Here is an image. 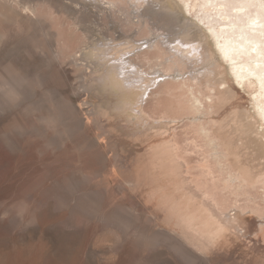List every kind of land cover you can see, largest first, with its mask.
Wrapping results in <instances>:
<instances>
[{
    "label": "rangeland",
    "instance_id": "1",
    "mask_svg": "<svg viewBox=\"0 0 264 264\" xmlns=\"http://www.w3.org/2000/svg\"><path fill=\"white\" fill-rule=\"evenodd\" d=\"M29 1L0 0L2 10L11 8L8 19L0 18V77L7 76L14 61L28 79L24 87L20 84L22 101L0 110V264H264V182L249 179L245 184L221 170L224 165L238 170L242 164L254 172L260 169L254 155L264 150L262 136L255 132L250 153L244 149L242 155L239 149L242 156L233 152L239 142L230 144L232 152L219 166L220 156L214 155L206 133L226 136L224 122L233 113L252 122L256 85L247 80L244 88L238 86L227 71L210 83L201 76L206 72L201 61L167 70L155 58L159 49H150L158 40L165 49L172 47L168 39L175 44L183 39L190 45L201 41L197 49L207 54L205 25L178 0H148L142 6L132 0H117L114 6L104 0H32L37 15L23 6ZM47 31L54 33L52 39ZM84 44L86 49L78 51ZM115 45L133 46L126 55L133 62L129 75L117 69ZM52 49L66 54L49 68L46 55ZM193 75L201 77L193 80ZM164 80L173 83L158 87ZM146 88L147 97L154 93L142 102ZM124 89L132 91L130 98ZM194 95L202 98V114L196 118L191 110L171 105ZM67 102L81 106L88 129L81 132L89 139L61 117ZM157 142L171 158L177 154L171 164L186 161L192 178L206 181L231 206L240 224L235 233L227 232L235 239L232 246L200 251L164 220L143 176ZM103 152H108L106 160ZM206 166L212 168L210 174ZM100 206L110 214L108 221L98 218ZM151 220L178 245L146 248L124 225L148 229Z\"/></svg>",
    "mask_w": 264,
    "mask_h": 264
},
{
    "label": "bare ground",
    "instance_id": "2",
    "mask_svg": "<svg viewBox=\"0 0 264 264\" xmlns=\"http://www.w3.org/2000/svg\"><path fill=\"white\" fill-rule=\"evenodd\" d=\"M104 1L107 5H118L117 0ZM132 1L137 2L139 6H142L148 0ZM178 1L180 2V4H182V7L184 10H186L187 14H193L198 22H201L205 25L206 36L207 38H210V42L208 43L209 48L207 47V54H204L203 51H199V49H197L200 47V44H202L201 41L198 42V45H194V43L190 45L189 43H186V40L182 41L183 39L177 42L178 44L174 43L176 41H171L168 39L170 45L172 44V47H167L164 49L161 43L162 40H158L157 42H155V44H150V49L152 47H154V49L156 48L157 50L159 49L155 58L160 59L161 64L163 65L164 63H166L167 67H165V69L171 70L174 67H180V64L186 65L188 63L193 64L199 63L201 61L206 65V72H203L201 76L209 80L210 83L216 81L217 77L215 75H219L224 71H227L230 75V78L238 86H242L244 88L247 80L248 82L252 81V83L256 85V90H254V94H252V101L250 105V108L252 109V122L245 123L246 121H243L242 117H240L238 113L232 114L231 112L230 114H232V116L227 119V122H224L227 126L226 136L218 135V137L213 136L212 138L209 131H206L208 139L214 142L213 151L216 153L214 155L220 156L217 163L219 164V166H223V158L225 160L227 158V154L232 152V149H230L229 147L230 144H234L235 146L236 141L237 143L239 142V146H237L233 150V152L236 153V157L237 154L242 156L245 155V153H250L249 143L252 142V135L255 132L258 138L262 136L263 139L261 138V142L264 144V0ZM31 2L32 0L25 3L23 6L25 7V9L33 13V15H37V5H35V3L32 4ZM2 6L0 8V18L6 17L8 19V12L11 8L5 5L6 10H2ZM46 36H50L49 38L52 39L54 33L47 31ZM193 40L196 41L197 39ZM204 42H208V40H204ZM84 49H86L85 44L81 46L78 51L83 52ZM132 49L133 46L126 48L122 45L114 46L117 69H119L121 73H124L125 75H129V73H131L128 65L131 64L130 61L132 62V59L126 58V55L131 53L133 51ZM63 52L64 51H62L61 53L65 55L66 53ZM61 53L59 54L58 51L56 52L54 51V49H52L46 55V58L49 60L47 67L53 68V66L58 63L57 59L59 58ZM184 57H186V60L184 59ZM13 63H11L10 65L11 69L8 70L9 75L7 73V76L3 75L2 77H0V89L2 90V96L4 99V102L0 104V110H2L7 103L11 105L20 103L25 92L22 90L24 88H21L20 84H22L23 87L25 86L24 83L28 80L27 76L25 75L26 73L21 67L15 68ZM14 72L18 74V77L13 74ZM201 76L193 75V80L199 79ZM220 76L222 77L224 76V74H221ZM220 79L222 82H226L224 78ZM162 83L171 84L173 83V80H164V82L161 81L159 82L158 87L161 86ZM153 84H156V82H153ZM146 90L143 91L144 93L142 95V102L147 101L149 99L148 97L152 93H154V90H152L147 97L146 94L148 93V90ZM125 92L126 90L123 93L125 94ZM131 92L132 91L126 92L128 97L131 96ZM125 99H123L124 101L122 102L126 103ZM201 99L200 96L198 97L194 95L193 98L190 97V99H188V102H179L177 104H173L176 102H172L171 105L175 110L177 108L178 111L184 108L191 110L194 113L193 117L196 118L198 116V113L202 114ZM18 105L19 104H17V106ZM231 106H233V104ZM61 110V117H63L64 120L68 119V123L71 122L72 127L75 130H80L79 132L82 134L81 130L83 128L84 130L87 129L86 127H84V124H86V120L84 121L85 117L83 118L82 116L81 106H76L72 103L68 104L67 102V104L65 103L63 105ZM58 119L60 121V118ZM84 132L82 135H84ZM86 132H88V129L86 130ZM87 138L88 137H85L84 139ZM82 140L83 139H81L80 141ZM80 141L78 140L79 143ZM83 141L86 142L87 140ZM88 142L90 141L88 140ZM161 142L162 141H160V143ZM160 143L157 142V144L151 146L153 151L152 153L150 151L149 152L151 153L150 157L152 160H149L147 162V171H145V173L143 172L145 174H143L145 178L144 181L148 182V184H151V190H149V197L151 198V201H155L156 205L159 207L158 210H160V212L164 216V220L172 227V231L181 235V237L188 244H191V246L203 252H206L207 250L209 251L210 248H214L216 246L229 247V245H231L235 239L233 238L232 240L231 237L230 239L227 232L233 231V233H235L236 228L240 227L238 219H236V217L232 215L234 213H231V206H226L224 204V200L222 201V199L216 197L217 195L214 189L210 188L209 184H207L206 181H202L201 179L194 180L188 172L189 167L186 161L183 160L182 164L179 163L178 165L171 164L172 160L174 161L175 159H177L175 158L177 157V154H174L173 156L175 157L171 158L172 154L168 150H166L164 146L162 148V144ZM239 149L242 152L244 149H248V152H243L244 154L241 155ZM105 152H103L105 155H101H103L106 160L108 152ZM103 157L101 156V158ZM254 157L257 160L259 159L258 162L260 161V165H263L255 172L245 167L242 168V163L238 170L229 167L226 169L224 168L225 165L221 170L227 172L230 177L236 180L238 179V181L239 179H241L240 181H243L245 184H248L249 179L251 181L255 179L257 181L264 182V150L256 152ZM93 159L95 160V158ZM98 164L99 163H97V165ZM206 167L207 168L205 173L210 174L212 168H210V166ZM182 173H184L185 176ZM189 192H192L193 194H188ZM112 196H114V194H112ZM75 200L79 202L80 198L77 197V199ZM85 202H87V200ZM126 202H128V200ZM114 205L116 206V204ZM96 209L98 218L100 217L102 220L108 221V219L110 218L108 215L110 214L102 209L101 206L99 208L96 207ZM120 210L118 207V211ZM152 224L153 221L151 220V224H148L150 226H148V229L151 228V230L146 229L144 226H142L143 228H135L133 224L128 222H126L124 225L131 230V232L129 231L130 233H132L133 235H138L140 237L143 246L146 248L154 247L153 245H155L156 243H165L169 246L178 245L176 238L171 236L168 232L165 233L162 231H157L152 226ZM236 235H238L237 232ZM143 242L147 243L148 245L144 244ZM39 247L41 252H44L46 250V245L44 243L40 244ZM175 249L181 254V249L179 247H175ZM182 256H185V250Z\"/></svg>",
    "mask_w": 264,
    "mask_h": 264
}]
</instances>
